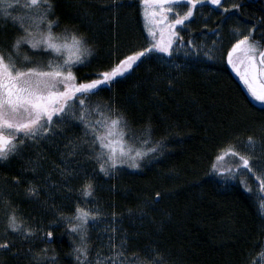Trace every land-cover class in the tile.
Segmentation results:
<instances>
[{"label":"trees","instance_id":"16d2710c","mask_svg":"<svg viewBox=\"0 0 264 264\" xmlns=\"http://www.w3.org/2000/svg\"><path fill=\"white\" fill-rule=\"evenodd\" d=\"M52 2L61 27L83 32L94 47L91 63L78 69L80 75L103 70L148 40L140 0H119L123 7L112 11L105 10L109 0ZM233 3L242 7L230 13L250 29L256 25L254 38L261 40L264 0ZM215 24L210 27L215 29ZM185 62L178 59L170 66L155 57L145 59L91 97L93 103L111 102L122 111L137 135L150 125L152 139L165 140L163 154L145 158L141 168L118 169L106 176L90 156L87 144L68 155L67 150L55 152L44 143L28 144L22 156L0 165V190H7V198L25 224L37 229L28 239L23 234H5L0 204V240L12 241L11 250L0 249V264H31L28 249L38 251L46 243L49 255L55 254V264H74L76 237L69 234L60 213L72 214L76 204L83 202L114 219L116 244L125 242L129 253L143 255L146 249L158 248L172 264H250L264 243V221L256 201L240 185L221 188L209 170L219 149L235 144L242 150L248 135L259 137L256 125L264 119V112L224 58L194 66ZM81 133L73 126L71 140L84 139ZM257 146L256 163L264 169V146ZM59 165L67 170L62 177L56 171L61 170ZM47 179L53 189L47 190ZM86 179L94 186L90 197L80 191ZM29 184L37 186L38 195L27 192ZM155 191L167 194L156 205L146 204ZM49 224L54 233L50 243L39 236ZM89 235L92 250H96L97 237L90 230Z\"/></svg>","mask_w":264,"mask_h":264},{"label":"snow or ice","instance_id":"6c2138e0","mask_svg":"<svg viewBox=\"0 0 264 264\" xmlns=\"http://www.w3.org/2000/svg\"><path fill=\"white\" fill-rule=\"evenodd\" d=\"M145 8L144 16L148 37L146 46L130 50L101 71L80 75L78 69L91 63L94 47L89 37L74 27L60 25L52 0H0V160H7L19 154L28 142L39 144L41 139L56 135V128L71 119L82 127L86 139L69 140L65 145L68 155H74L81 144H87L90 156L104 175H113L119 166L127 165L139 169L145 158L163 154L165 140L152 139V128L146 125L137 135L132 132L126 115L111 102H91L104 86H111L117 78L123 77L145 59L156 58L169 63L168 58L186 47L185 56L191 57L185 63L197 65L202 58L214 59L212 51H202V42L197 43L189 36L185 40L181 30H187L190 18L198 5H211L225 17L232 10H239L240 3L225 6V0H140ZM119 0H109L105 10L119 9ZM183 9V10H181ZM177 26H183L177 30ZM207 28V23L204 24ZM253 25L247 33L235 30L236 38L226 50L227 63L237 72L247 87L250 96L259 103L264 112V32L261 40L254 38ZM264 28V24L261 25ZM59 29V30H57ZM219 36V24L211 30ZM213 41V45H215ZM164 54V55H156ZM40 56L46 59H36ZM180 65H176L179 68ZM169 85L172 81H168ZM256 127L260 135H248L245 141L247 151L239 150L235 144L221 148L211 163V173L224 182L235 179L239 171L246 170L254 177L259 207L264 211V169L255 168L254 156L257 145L264 146V119ZM36 170L35 166L32 169ZM67 170L62 172V175ZM19 183V177H13ZM246 191L254 189L246 180H241ZM29 194L38 195L37 186L29 184ZM84 197L93 195L91 180L81 184ZM166 192L155 191L146 204L156 205ZM0 204L3 206L5 234H23L28 239L37 229L25 224L17 210L7 198V190H0ZM143 211V210H141ZM98 210L76 204L71 215L60 213V219L67 222L70 235L76 237L72 255L76 264H172L166 254L158 249L128 252L125 242L119 246L111 242L109 253L92 255L89 224L95 223ZM115 215V214H113ZM54 223V222H53ZM52 226L42 231V238L48 243L53 238ZM251 257L250 264H264V244ZM0 249L11 250L12 241L0 240ZM31 264H55V254L49 255L47 243L38 251L29 248ZM15 254V253H14Z\"/></svg>","mask_w":264,"mask_h":264},{"label":"rangeland","instance_id":"374dc122","mask_svg":"<svg viewBox=\"0 0 264 264\" xmlns=\"http://www.w3.org/2000/svg\"><path fill=\"white\" fill-rule=\"evenodd\" d=\"M232 2H233V0H225V6H228ZM146 7L148 8L149 11H151L150 5L145 6V5H142L141 2L139 3V13L141 15V20L143 23L144 32L147 34V37H148V33H147V30L145 27L147 20H146V17L144 16V11H145ZM181 10H183V9H181ZM227 15L229 18L227 19L226 22H223L225 20V17L220 15V12L215 9V6L198 5L194 9V16L192 18H190V23L186 22V24L188 25L187 30H181L183 26H177V30H181V35L184 36L185 40H187L189 38V36H191V38L193 40H195L197 43L202 42V51H206L209 49L212 51V53L214 55V59L208 60L206 58H202V62L213 63V62L218 61L221 58H224L226 60V64L228 65V67L231 70V72L233 73V75L236 77V79L240 82V84L246 90L247 94L250 96V94L248 93L246 85L240 79L239 75L231 67V65H229L227 63V58H226V50L228 47H230L231 42H233L234 39L236 38V36L234 35L235 30L239 29L240 32L246 34L250 28H248L246 25L240 23L235 18L234 14L228 13ZM205 23H207V28L204 27ZM214 23H216L215 24L216 27L219 24V33H220L219 36L214 35L213 32L211 31L212 28L210 26H212V24H214ZM195 26H196V30L193 29ZM0 39H4V34H0ZM148 39H150V38L148 37ZM213 41L216 42L215 45H213ZM147 42H148V40H146V44H147ZM146 44H145V46H146ZM185 51H186V47L181 45L180 51L174 52L172 57H169L171 59V60H169V63H164V64L170 65V66L175 65L177 63L178 59L188 61L189 59H191V57H186L184 54ZM156 55H164V54H156ZM154 57L156 58L155 55H154ZM35 58L36 59H46V58H42L40 56H37ZM250 98L254 102L258 103L251 96H250ZM73 126H75V128L79 127V126H77L76 122L69 119L68 122H66L65 124L60 125L59 127L56 128V133H57L56 135L51 136L49 139H41L39 141V144H36L34 142H31V141H29L28 144L29 145L33 144L36 147L37 145L39 146L40 144L44 143L50 147H53L55 149V152L66 151L67 149L65 148V145L68 143L69 140L72 139L70 137L69 133H70V130L73 128ZM79 129L82 132L81 134H82L83 138L86 139L84 137L82 127H79ZM53 141H56V142L54 144H52ZM50 144H52V145H50ZM241 151L242 152L247 151V149L245 148V145ZM258 151H259V148L257 146L255 148L254 156H255V154H257ZM259 154H260V152H259ZM60 155H62V154H60ZM0 161H5V160H0ZM63 161L64 160H61L60 162H63ZM141 163H142V161H141ZM62 165H64V162ZM59 166H60L59 168H61V170L57 169L56 171H57L58 176L60 175L62 177V172H64L65 169L62 168L61 165H59ZM254 166L258 170L262 169L261 166L258 165L256 162H255ZM118 169L119 170H121V169L136 170L134 168L128 167L127 165L119 166ZM209 172H210V174H209L210 177H212L217 182V184L223 189L228 188V187L233 186V185H240L245 190L243 184L241 183V180H246L248 182V184L251 185L252 188L254 189L253 193H251V194L253 195V197L256 201L260 216H261L262 220L264 221V211H262L259 207L258 194L255 191L256 183H255V179L253 176L249 175L246 170H241V171H239V174L236 176L235 179H229L227 182H224L218 176H215L214 174L211 173V168H210ZM44 184L47 186V190L54 188V186H53L54 184L51 183V181L49 179L45 180ZM246 192H248V191H246ZM82 204H83V205H81L82 207H87L90 209L98 210V209L92 207L90 204H87V202H83ZM99 213H100V215L96 218V222L95 223L90 222V224H89V230L92 232V234L94 232V234L97 237L98 244H99V246L96 250H92L93 257L95 256V254L97 252H103L104 254L107 255L109 253V249L111 247L110 241L116 243V239H117V237H116L117 233H115L116 229L113 227V224L115 222L114 219H110L107 215L103 214L101 211H99ZM69 215H71V214H69ZM62 221H64V220H62ZM57 223H60V222H57ZM57 223L55 222L54 224H57ZM63 223H67V222L64 221ZM49 225H51V224H49ZM52 226H53V224H52ZM39 236H40V239H43L42 238V231L40 232ZM73 260H74V257H73ZM74 264H76L75 260H74Z\"/></svg>","mask_w":264,"mask_h":264},{"label":"flooded vegetation","instance_id":"af4514ba","mask_svg":"<svg viewBox=\"0 0 264 264\" xmlns=\"http://www.w3.org/2000/svg\"><path fill=\"white\" fill-rule=\"evenodd\" d=\"M22 152H20L19 154H17L18 156H22L21 155ZM17 155H15L14 157H9V159L5 160V161H0V165L4 164V163H7V162H10V161H13L15 157H17Z\"/></svg>","mask_w":264,"mask_h":264},{"label":"bare ground","instance_id":"6f19581e","mask_svg":"<svg viewBox=\"0 0 264 264\" xmlns=\"http://www.w3.org/2000/svg\"><path fill=\"white\" fill-rule=\"evenodd\" d=\"M233 3V2H232Z\"/></svg>","mask_w":264,"mask_h":264}]
</instances>
